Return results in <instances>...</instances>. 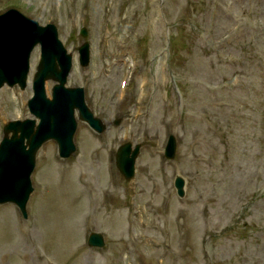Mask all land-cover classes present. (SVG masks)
I'll return each instance as SVG.
<instances>
[{"label": "rangeland", "instance_id": "rangeland-1", "mask_svg": "<svg viewBox=\"0 0 264 264\" xmlns=\"http://www.w3.org/2000/svg\"><path fill=\"white\" fill-rule=\"evenodd\" d=\"M12 7L58 26L68 85L110 127L80 121L69 159L55 141L41 148L29 217L0 205V264H264V0H0V13ZM39 59L37 47L24 90L0 89V139L32 116ZM126 141L142 144L131 181L115 166ZM93 231L104 247L87 245Z\"/></svg>", "mask_w": 264, "mask_h": 264}, {"label": "water", "instance_id": "water-1", "mask_svg": "<svg viewBox=\"0 0 264 264\" xmlns=\"http://www.w3.org/2000/svg\"><path fill=\"white\" fill-rule=\"evenodd\" d=\"M82 34L87 36L85 28ZM38 43L42 45V57L34 77L35 95L29 101L30 110L36 118L7 123L0 143V203L15 202L25 217L28 216L26 206L33 191L31 175L39 148L46 141L55 139L61 157H69L76 151V109L80 119L97 131L103 132L106 128L87 105L84 88L66 86L73 55L59 39L56 25L42 26L17 9L0 15V88L6 83L10 86L19 84L22 88L27 86L31 52ZM80 54L81 64L87 65L90 61L88 42L80 47ZM48 80L56 81L52 98L47 95ZM37 118L40 119L39 124ZM175 150L176 140L172 135L166 150L167 157H174ZM139 151V145L132 151L131 143H126L117 153V166L128 179L135 174ZM176 186L183 194L184 179L178 177ZM89 244L102 246L103 236L91 234Z\"/></svg>", "mask_w": 264, "mask_h": 264}, {"label": "bare ground", "instance_id": "bare-ground-1", "mask_svg": "<svg viewBox=\"0 0 264 264\" xmlns=\"http://www.w3.org/2000/svg\"><path fill=\"white\" fill-rule=\"evenodd\" d=\"M144 80H147V81H148V78H147V77H145V78H144ZM146 85H147V83H146V82H144V86H146ZM123 95H125V94H123ZM146 95H147V92H146V90H145V92H142V93H141V96H142V98H144ZM164 107H165V105H164ZM165 110L167 111V109H166V108H165ZM137 264H141V263L137 262Z\"/></svg>", "mask_w": 264, "mask_h": 264}]
</instances>
